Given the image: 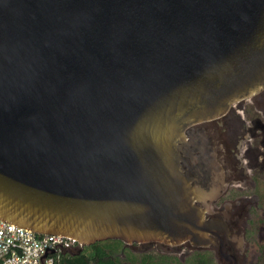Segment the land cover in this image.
I'll use <instances>...</instances> for the list:
<instances>
[{"label":"water","instance_id":"water-1","mask_svg":"<svg viewBox=\"0 0 264 264\" xmlns=\"http://www.w3.org/2000/svg\"><path fill=\"white\" fill-rule=\"evenodd\" d=\"M263 89L264 0H0V218L208 245L190 128Z\"/></svg>","mask_w":264,"mask_h":264},{"label":"flooded vegetation","instance_id":"flooded-vegetation-1","mask_svg":"<svg viewBox=\"0 0 264 264\" xmlns=\"http://www.w3.org/2000/svg\"><path fill=\"white\" fill-rule=\"evenodd\" d=\"M190 130L209 163L210 188L225 185L205 214L217 223L210 243L103 242L117 250V264H264V89Z\"/></svg>","mask_w":264,"mask_h":264},{"label":"built area","instance_id":"built-area-1","mask_svg":"<svg viewBox=\"0 0 264 264\" xmlns=\"http://www.w3.org/2000/svg\"><path fill=\"white\" fill-rule=\"evenodd\" d=\"M78 246L73 240L37 234L0 218V264H58Z\"/></svg>","mask_w":264,"mask_h":264},{"label":"trees","instance_id":"trees-1","mask_svg":"<svg viewBox=\"0 0 264 264\" xmlns=\"http://www.w3.org/2000/svg\"><path fill=\"white\" fill-rule=\"evenodd\" d=\"M108 243L98 242L85 247L80 253L63 255L58 264H117L120 262L117 250H112Z\"/></svg>","mask_w":264,"mask_h":264}]
</instances>
